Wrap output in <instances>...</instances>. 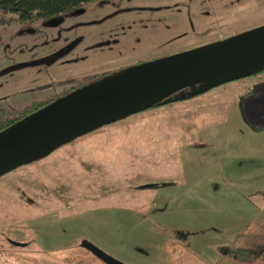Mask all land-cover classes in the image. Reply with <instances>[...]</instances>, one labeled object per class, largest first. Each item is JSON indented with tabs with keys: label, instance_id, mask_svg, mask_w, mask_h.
<instances>
[{
	"label": "rangeland",
	"instance_id": "374dc122",
	"mask_svg": "<svg viewBox=\"0 0 264 264\" xmlns=\"http://www.w3.org/2000/svg\"><path fill=\"white\" fill-rule=\"evenodd\" d=\"M116 5L127 8L72 26L70 34L83 37L57 60L62 66L67 62V71L54 72L51 81V74L45 76L49 83L38 76L19 78L41 70L40 65L0 73V110L20 107L46 92L57 94L89 72H113L116 65L264 22V0H89L74 20L98 17ZM2 47L0 38V68L27 54H3ZM254 78L224 81L204 93L207 112H195L194 122L205 132V144L167 146L176 138L164 135L175 127L168 119L175 117V106L188 104L189 96L100 125L1 173L0 193L7 196L0 197V230L8 243L0 250V264H107L81 245V239L128 264H264V249L253 234L243 232L245 221L253 224L251 215L258 219L255 200L261 188L249 169L257 156L264 164V144L248 125L264 121V104L248 102L256 101L250 85ZM233 82L239 94L229 104ZM33 84V89H20ZM212 90L216 92L210 97ZM150 151L162 154L148 161L140 180L158 181L153 179L172 173L180 182L178 190L134 187L138 180L133 169ZM190 155L204 169L194 177L185 166ZM179 164L184 165L182 176Z\"/></svg>",
	"mask_w": 264,
	"mask_h": 264
},
{
	"label": "water",
	"instance_id": "95a60500",
	"mask_svg": "<svg viewBox=\"0 0 264 264\" xmlns=\"http://www.w3.org/2000/svg\"><path fill=\"white\" fill-rule=\"evenodd\" d=\"M78 38L30 63L49 62L68 50ZM24 63H13L0 72ZM261 67H264V22L102 74L1 127L0 174L102 124L155 103L202 92ZM162 183L143 181L134 186ZM80 244L107 264H128L90 240L81 239Z\"/></svg>",
	"mask_w": 264,
	"mask_h": 264
},
{
	"label": "flooded vegetation",
	"instance_id": "af4514ba",
	"mask_svg": "<svg viewBox=\"0 0 264 264\" xmlns=\"http://www.w3.org/2000/svg\"><path fill=\"white\" fill-rule=\"evenodd\" d=\"M97 1L102 2L104 0H97ZM84 3L85 2L75 5L67 10L57 12L56 14L48 15L45 17L39 16V17H30V18H19L15 16L13 12L0 11V38L3 40V47H2V51H4L3 54L7 52L9 53V51L12 50L16 51L19 55L22 54L23 52H27V54H25L24 57L8 60L3 64L0 70L16 62H22V63L25 62L24 64L6 69L0 73H5L9 70L20 69L22 67H30V66L37 67L38 65H40L41 70L35 69L34 71H27L21 74L19 78L22 77L23 80H28L38 76L42 78L44 83L46 84L49 83L48 78H45V76L47 74H51V76H49V80H50L52 76L54 77V72L65 73L67 71L65 68L67 62L64 66H62V63L59 65L56 64L57 60L63 57L64 55H66L83 37L80 33L70 34L71 33L70 30L75 23L98 22L100 21V19H103V17L109 14H113L116 13L117 11L124 10L127 8V6L124 5H116L115 7H113V9L101 13L98 17H88L86 19L79 21L74 20L75 15L82 14V12L84 11V6H83ZM76 37H79L78 40L68 50L61 53L60 55L55 56L49 62L41 61L37 63H30L31 60L38 59L55 52L56 50L60 49L62 46L66 45L70 40ZM36 50H39L40 53H34ZM176 50L178 49H174L172 51H176ZM162 54L165 53H161L158 55H162ZM158 55H154L149 58ZM122 66H123L122 64L116 65L114 71L120 69ZM106 73H110V72H105L100 74H94L93 72H89V74L92 75L90 76L91 78L87 79L86 81H84V78L87 77L89 74L86 76L82 75L81 77L73 79V81L69 83L68 89L65 88L66 86L64 85L58 90L57 94H53L52 92L51 93L46 92L41 96L31 97L26 103L28 102L36 103L39 106L76 86H79L89 80L95 79L100 75ZM35 85L36 84L28 85L26 87H21L20 89H24V90L33 89L34 88L33 86Z\"/></svg>",
	"mask_w": 264,
	"mask_h": 264
},
{
	"label": "crops",
	"instance_id": "0c3cea01",
	"mask_svg": "<svg viewBox=\"0 0 264 264\" xmlns=\"http://www.w3.org/2000/svg\"><path fill=\"white\" fill-rule=\"evenodd\" d=\"M231 81H234V80H231ZM223 83H225V82H223ZM217 85H220V83L216 84L215 86H211L202 92H199L197 94L192 95L189 98V102H187L188 104H185L184 102H182L179 105L175 106V108H176L175 117L172 120L168 119V121H170V123L175 124V127L166 130L164 132V135L169 136V137H176V138L175 139H169L167 142V146H169L168 143L170 145H174L177 142H178V144H182V145H186V146H189V145L197 146V145H200L203 143L205 144V142L207 141V140L204 141L205 140L204 139V137H205L204 133L205 132H203V130H201V128L199 126H197L194 122L196 120V117H195L196 113L195 112H198V113H201L203 111L207 112V108H205V106H207V104H206L204 98H202V97H203V95H205L204 93H206V92L210 93L209 91L211 89H215L213 87H216ZM231 85H233V87L230 88L229 91L227 92L228 93L227 95L229 96V101H228L229 104H231L232 102H235L234 100H235V98L237 99V96L239 94L238 83L235 84V82H233ZM250 85H251V87H253V90L251 92L253 94L251 96L257 102L253 101V100H248V102H252L251 103L252 105L264 104V77L259 76V77L254 78L252 81H250ZM212 91H214V92H212L210 94V97H212V95L216 92L215 90H212ZM243 97L244 96L242 95L240 98L242 99ZM188 107L190 108V115L188 114ZM125 116H127V115H125ZM125 116H123V117H125ZM177 125H178V127H177ZM248 125H250V127H251V125H254V124L250 123ZM96 128L91 129V130L84 132L82 134H79V135H83L85 133L91 132V131L95 130ZM251 130H253L254 133H258L257 137H259V139H260L259 143L264 144V140L262 139V138H264V127L260 128V129H254L251 127ZM162 131H160V132L162 133ZM79 135H77V136H79ZM77 136H75V137H77ZM75 137H73L72 139H74ZM207 137L210 138L209 133H208ZM72 139H70V140H72ZM66 142H68V141H66ZM52 150H50L49 152H51ZM154 152L155 151L148 152L149 155L146 156V159L139 165V167H137V168L134 167V169H133L134 179L138 180V182H143V180H140L142 177H141V175L139 176V174H141L142 169L145 167V165L148 163V161L150 159H155L158 157V155L162 154L160 152L159 153H154ZM48 153H46L45 155H47ZM190 158H191V160L188 157L190 162H187V160L185 158V166H186V169L190 170L189 177H194V175L198 174L199 172H203L201 170H204V169L198 168L197 164H199V163L194 162V159L192 158L191 155H190ZM259 160H260V158L258 156L256 158H254L253 162L251 163L253 169H249V170L253 171L252 176L256 175V180L254 181L255 184H258L261 186L259 192L256 193L257 197L255 200L256 201V208L258 210V213H256V214H258V219L252 220V215H251L250 219H251L253 224H250V226H249L250 220L245 221L243 223L244 224L243 225L244 226L243 232L253 234V236L257 240L258 244L262 247L261 249H264V178L262 177V175H264V173L261 171L263 169L262 167L264 166V164L259 163ZM212 164H214V165L217 164L216 157H215V160L213 159ZM212 164L209 166H212ZM21 165H23V164H21ZM182 166H184V165H181V164L178 165V170L180 171V173H178V175H181V173H182V169H183ZM198 169H200V171H195ZM164 174H165V176H163L162 178L153 179V180H158V181L163 182L161 185H158V186H165L166 185V187H168V188L178 190V183H180V182L177 179H174V177H172L173 176L172 173H169V174L164 173ZM246 176H248L247 172L243 173L241 178L246 177ZM190 179H192V178H190ZM136 183H134V184H136ZM5 196H7V194L0 193V197L4 200L6 198ZM6 204H8L7 201L4 202V205H6ZM240 229H241V226H240ZM249 238H250V236H249ZM7 243H8L7 235L4 234L3 230H0V250L4 249V246ZM250 246H253V245L251 244Z\"/></svg>",
	"mask_w": 264,
	"mask_h": 264
},
{
	"label": "trees",
	"instance_id": "16d2710c",
	"mask_svg": "<svg viewBox=\"0 0 264 264\" xmlns=\"http://www.w3.org/2000/svg\"><path fill=\"white\" fill-rule=\"evenodd\" d=\"M86 1L89 0H0V11L13 12L14 15L19 18H30L39 16L45 17L48 15L56 14L57 12L67 10L75 5L81 4ZM260 73L264 74V67H261L255 72H251L245 76L254 75V77L256 78L261 75ZM197 93L189 95L186 94L184 95V97H189ZM171 101L165 103H155L152 106L168 104ZM37 106L38 104L36 103L28 102L20 107H10L7 111L0 110V128L6 125L7 123L11 122L13 119L20 117L25 112L36 108ZM251 127L254 129L263 128L264 121L260 125H251Z\"/></svg>",
	"mask_w": 264,
	"mask_h": 264
}]
</instances>
